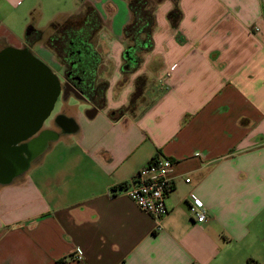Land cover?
<instances>
[{
	"label": "crops",
	"instance_id": "crops-1",
	"mask_svg": "<svg viewBox=\"0 0 264 264\" xmlns=\"http://www.w3.org/2000/svg\"><path fill=\"white\" fill-rule=\"evenodd\" d=\"M175 1L172 27L174 1L153 0L136 65L127 0H0V60L31 54L55 74L42 40L94 7L105 87L99 105L62 88L40 123L0 130L25 136L0 158V264H264V0ZM157 154L174 163L159 222L113 191Z\"/></svg>",
	"mask_w": 264,
	"mask_h": 264
},
{
	"label": "flooded vegetation",
	"instance_id": "flooded-vegetation-1",
	"mask_svg": "<svg viewBox=\"0 0 264 264\" xmlns=\"http://www.w3.org/2000/svg\"><path fill=\"white\" fill-rule=\"evenodd\" d=\"M58 33V36L46 39L49 49L60 61L59 74L53 73L44 64L52 78H43L44 72L26 62L28 60L24 55H19L20 61L16 63L7 62L12 58L11 54L1 57L0 91L5 90L7 93L0 96V130L19 128L7 127L8 124L29 123L23 129H30L32 124L40 123L58 88L60 93L65 88L67 92H74L86 100L95 92L91 80L97 56L92 51L88 30L67 29L59 30ZM60 81H63V87ZM13 90L17 91L14 95H7L8 91Z\"/></svg>",
	"mask_w": 264,
	"mask_h": 264
},
{
	"label": "built area",
	"instance_id": "built-area-1",
	"mask_svg": "<svg viewBox=\"0 0 264 264\" xmlns=\"http://www.w3.org/2000/svg\"><path fill=\"white\" fill-rule=\"evenodd\" d=\"M173 165L171 160L157 154L130 181L117 186L113 191L125 195L142 212L159 222L168 214L165 200L173 184L170 178ZM188 210L196 222L202 223L205 220L204 206L199 199L192 198ZM75 259L80 261L82 256L76 255Z\"/></svg>",
	"mask_w": 264,
	"mask_h": 264
},
{
	"label": "trees",
	"instance_id": "trees-1",
	"mask_svg": "<svg viewBox=\"0 0 264 264\" xmlns=\"http://www.w3.org/2000/svg\"><path fill=\"white\" fill-rule=\"evenodd\" d=\"M127 1L132 19L131 22L124 28V37L128 40V42H130L127 46L124 57L131 63L137 65L140 60L138 54L144 51H149L152 46L151 34L154 27V13L153 7L148 2V0ZM173 1L174 7L167 14V19L172 27H176L181 18V12L178 8L177 2L175 0ZM70 21L65 23L59 30L73 29L71 26H69ZM82 22L83 23L80 25V29L78 28L77 30L84 28L85 30H88V33L91 36L99 27L100 18L94 9H89L84 14V19ZM93 88H95V92L88 100L92 103H96L97 105L103 104L105 89L104 85H98ZM140 91V85L137 84L133 98H136L140 94Z\"/></svg>",
	"mask_w": 264,
	"mask_h": 264
},
{
	"label": "water",
	"instance_id": "water-1",
	"mask_svg": "<svg viewBox=\"0 0 264 264\" xmlns=\"http://www.w3.org/2000/svg\"><path fill=\"white\" fill-rule=\"evenodd\" d=\"M29 54V53H26ZM30 55V59L28 58L26 62L34 64L38 69H41L44 72V76L43 78H52V74L50 73V70L38 59H36L34 56ZM18 54L13 55L12 58L9 59V62L12 63H16L19 62V58H18ZM21 57V56H19ZM49 76V77H48ZM57 93L55 94L54 98L52 99V101L50 102L49 105V109H48V113L51 112L54 103L56 101L57 96L60 94V89L58 88V90L56 91ZM24 135H18V134H1L0 135V158L2 160H7V161H11L13 159H17V152H19V150H12V146H15L16 144H18V140L21 138H24ZM17 151V152H16Z\"/></svg>",
	"mask_w": 264,
	"mask_h": 264
},
{
	"label": "rangeland",
	"instance_id": "rangeland-1",
	"mask_svg": "<svg viewBox=\"0 0 264 264\" xmlns=\"http://www.w3.org/2000/svg\"><path fill=\"white\" fill-rule=\"evenodd\" d=\"M151 2V6L153 7L154 6V2H153V0H151L150 1ZM150 6V7H151ZM89 9H94L95 10V12L97 13V11H96V9L94 8V7H92V6H90L89 4H85L82 8H81V10H80V12L78 13V15H76L75 17H73V19L69 22V26H71L73 29H75V30H77L78 28H80V25L83 23L82 21H83V19H84V14L89 10ZM98 14V13H97ZM58 32H59V30H58ZM58 32H54V34L52 35V36H58ZM46 39L47 38H44L42 41H43V43H44V45L46 46V48L48 47V44H47V42H46ZM48 49H49V47H48ZM50 50V49H49ZM51 51V50H50ZM51 53H53L52 51H51ZM54 55V54H53ZM58 61H59V59H57ZM59 63H60V61H59ZM101 85V84H100Z\"/></svg>",
	"mask_w": 264,
	"mask_h": 264
}]
</instances>
